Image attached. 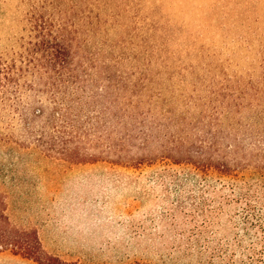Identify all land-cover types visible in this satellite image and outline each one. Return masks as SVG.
Masks as SVG:
<instances>
[{"label": "rangeland", "instance_id": "374dc122", "mask_svg": "<svg viewBox=\"0 0 264 264\" xmlns=\"http://www.w3.org/2000/svg\"><path fill=\"white\" fill-rule=\"evenodd\" d=\"M0 224L39 261L264 264V0H0Z\"/></svg>", "mask_w": 264, "mask_h": 264}, {"label": "trees", "instance_id": "16d2710c", "mask_svg": "<svg viewBox=\"0 0 264 264\" xmlns=\"http://www.w3.org/2000/svg\"><path fill=\"white\" fill-rule=\"evenodd\" d=\"M1 248L35 261H39L41 255V244L36 232H19L0 224Z\"/></svg>", "mask_w": 264, "mask_h": 264}]
</instances>
